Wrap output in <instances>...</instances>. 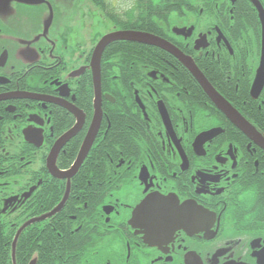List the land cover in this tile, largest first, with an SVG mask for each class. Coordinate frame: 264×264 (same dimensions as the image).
<instances>
[{
    "label": "flooded vegetation",
    "instance_id": "1",
    "mask_svg": "<svg viewBox=\"0 0 264 264\" xmlns=\"http://www.w3.org/2000/svg\"><path fill=\"white\" fill-rule=\"evenodd\" d=\"M120 32L201 81L130 41L95 74ZM6 249V264H264V0H76L69 16L0 0Z\"/></svg>",
    "mask_w": 264,
    "mask_h": 264
},
{
    "label": "water",
    "instance_id": "2",
    "mask_svg": "<svg viewBox=\"0 0 264 264\" xmlns=\"http://www.w3.org/2000/svg\"><path fill=\"white\" fill-rule=\"evenodd\" d=\"M24 3H33V2H40L41 0H18ZM76 0H74V3L69 7L68 12L66 13L67 16L70 15L71 10L73 8V5L75 4ZM113 41H130V42H137L140 44H147V45H151V46H155L158 48H161L167 52L172 53L174 56H176L181 62L182 64L189 69L198 79L200 80V77L197 75V73L195 72V68L193 70V65L191 66V64H189L186 60H184L177 52H174L172 50V48L166 44L165 42H163L162 40H159L153 36L150 35H146V34H139V33H135V32H120V33H114L108 36H105L101 42L98 44V50L97 52L94 54L93 56V68L95 70V74H98V69H99V59H100V55L101 52L103 50V48L108 45L109 43L113 42ZM205 90L209 93V95L211 97H213L214 101L217 103V107L222 110L225 114H227L229 117H231V120L234 122V124L237 127H240L244 130L247 129V126L245 125V123L242 120H239L237 118V115H235V112H233L229 106L227 104H225V102H223L218 96L217 94L211 90V88L205 84L204 85ZM220 100V101H219ZM222 101V102H221ZM74 132H70L68 135L65 136V138L63 139L64 141L68 140L69 138H71L73 136ZM62 142V141H61ZM61 144V143H60ZM90 142L89 140L85 143V146H89ZM86 153V147H84L82 149V152H80L79 157L77 159V162L74 164L75 166L73 167V170H76L79 165L81 164L84 156ZM53 174V173H52ZM56 174V173H55ZM53 174L55 177H58L59 175H55ZM33 264V262L31 263ZM230 264H234V263H230Z\"/></svg>",
    "mask_w": 264,
    "mask_h": 264
},
{
    "label": "rangeland",
    "instance_id": "3",
    "mask_svg": "<svg viewBox=\"0 0 264 264\" xmlns=\"http://www.w3.org/2000/svg\"><path fill=\"white\" fill-rule=\"evenodd\" d=\"M73 3L74 0H62V13L66 14Z\"/></svg>",
    "mask_w": 264,
    "mask_h": 264
},
{
    "label": "trees",
    "instance_id": "4",
    "mask_svg": "<svg viewBox=\"0 0 264 264\" xmlns=\"http://www.w3.org/2000/svg\"><path fill=\"white\" fill-rule=\"evenodd\" d=\"M9 256L10 250L6 249L2 251V253L0 254V260L2 261V264H6V262L9 260Z\"/></svg>",
    "mask_w": 264,
    "mask_h": 264
}]
</instances>
